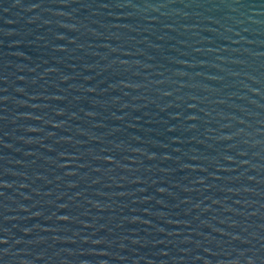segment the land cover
Returning <instances> with one entry per match:
<instances>
[{"label": "water", "instance_id": "water-1", "mask_svg": "<svg viewBox=\"0 0 264 264\" xmlns=\"http://www.w3.org/2000/svg\"><path fill=\"white\" fill-rule=\"evenodd\" d=\"M0 264H264V0H0Z\"/></svg>", "mask_w": 264, "mask_h": 264}]
</instances>
